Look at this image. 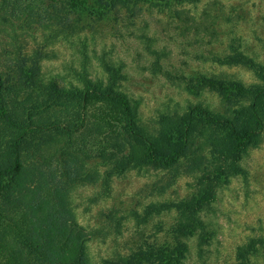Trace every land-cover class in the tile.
<instances>
[{
  "label": "rangeland",
  "instance_id": "rangeland-1",
  "mask_svg": "<svg viewBox=\"0 0 264 264\" xmlns=\"http://www.w3.org/2000/svg\"><path fill=\"white\" fill-rule=\"evenodd\" d=\"M144 9L88 19L83 32L70 39L59 27L9 29L0 34V71L21 81L38 72L62 84L112 87L127 96L138 125L153 135L162 116L182 122L195 104L231 117L249 105L248 90L264 87V0ZM192 134L187 153L170 168L85 156L70 163L64 142L33 155L59 166L76 221L88 234L93 264H128L110 262L140 250L172 248L177 205L200 193L208 202L203 218L212 237L202 257L198 245L190 243L189 264H237V247L264 237V130L219 167L205 139ZM78 163L82 173L69 182ZM150 259L134 264H159Z\"/></svg>",
  "mask_w": 264,
  "mask_h": 264
},
{
  "label": "trees",
  "instance_id": "trees-1",
  "mask_svg": "<svg viewBox=\"0 0 264 264\" xmlns=\"http://www.w3.org/2000/svg\"><path fill=\"white\" fill-rule=\"evenodd\" d=\"M200 1L0 0V34L9 29L33 30L37 25L59 27L70 39L83 32L86 20L101 21L121 9L136 15L145 11L144 6L152 13ZM29 77L21 81L0 71V134L5 145L0 149V264H93L88 234L76 221L59 166L48 164L44 157L33 158L34 154L64 142L72 155L68 159L61 152L60 156L70 163L85 156L170 168L184 157L192 133L197 132L219 167L264 130V87L248 90L249 105L231 117L195 104L182 122L175 115L162 116L153 135L138 125L127 96L112 87L62 84L45 80L38 72ZM78 164L80 169L71 171L69 182L82 173L84 166ZM207 204L200 193L177 205L180 217L171 236L172 248L140 250L110 263H148L154 256V263L189 264L193 243L202 257L212 237L203 218ZM253 259L264 262V237H251L237 247V264H250Z\"/></svg>",
  "mask_w": 264,
  "mask_h": 264
}]
</instances>
